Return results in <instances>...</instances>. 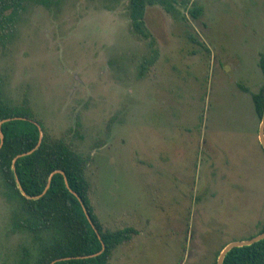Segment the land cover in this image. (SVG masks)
<instances>
[{
	"label": "rangeland",
	"instance_id": "rangeland-1",
	"mask_svg": "<svg viewBox=\"0 0 264 264\" xmlns=\"http://www.w3.org/2000/svg\"><path fill=\"white\" fill-rule=\"evenodd\" d=\"M177 6L185 18L147 7L158 56L145 70L153 50L129 0L28 1L0 43L3 94L88 160L103 227L138 231L109 264H217L223 245L264 222L251 95L264 80V0ZM4 189L0 173V264H27L33 237L14 226Z\"/></svg>",
	"mask_w": 264,
	"mask_h": 264
},
{
	"label": "trees",
	"instance_id": "trees-1",
	"mask_svg": "<svg viewBox=\"0 0 264 264\" xmlns=\"http://www.w3.org/2000/svg\"><path fill=\"white\" fill-rule=\"evenodd\" d=\"M28 1L51 6L58 0H0V43L3 44L13 34V25ZM178 1L129 0L133 29L150 39L153 50L152 55L144 60L143 70L153 64L158 56V49L154 47V39L146 24L147 7L160 4L177 19L185 18L177 6ZM183 3L187 4L188 1ZM189 12L198 17L203 7L194 3ZM258 64L264 77V51L259 55ZM251 95L261 119L264 114V80L259 90L251 92ZM19 116L34 119L43 127L44 135L38 147V125L29 119L13 118ZM7 118L13 119L5 120ZM1 132L4 134L3 141ZM87 163L88 160L63 138L49 135L26 103L15 104L8 99L0 85V173L5 185L3 195L12 205L14 226L33 237V249L25 250L24 261L27 264H109L117 246L129 241L138 232L134 226L116 230L103 227L90 201ZM61 170L67 176L68 185ZM69 187L83 198L101 238L88 220L80 200ZM262 231L264 222L258 233ZM102 240L106 245L103 252L80 258L101 251ZM55 259L59 260L53 262ZM224 264H264V239L232 248L226 254Z\"/></svg>",
	"mask_w": 264,
	"mask_h": 264
},
{
	"label": "water",
	"instance_id": "water-1",
	"mask_svg": "<svg viewBox=\"0 0 264 264\" xmlns=\"http://www.w3.org/2000/svg\"><path fill=\"white\" fill-rule=\"evenodd\" d=\"M13 118L29 119V118H27V117H23V116L13 117ZM13 118H7V119H5V120H10V119H13ZM29 120L33 121L36 125H38V127H39V129H40V139H39V143H38V145H37V147H38L39 144L41 143L42 138H43V135H44L43 127H42L41 124H40L39 122H37L36 120H34V119H29ZM1 138H2V141H3V138H4V134H3V132H1ZM259 140H260V143H261V145H262V147H263V149H264V114H263V116H262V118H261V122H260V126H259ZM35 148H36V147H35ZM30 152H31V151H29L28 153H30ZM23 154H25V153H23ZM61 172L64 173L62 170H61ZM64 175H65L66 183H67V185H68L67 176H66L65 173H64ZM18 184H19L20 189L22 190V186H21L19 180H18ZM69 189H70V191H71L72 193H74V194L77 196V198L80 200V202H81V204H82V206H83V209H84V211H85V214H86L88 220L90 221L92 227L95 229V231H96V233L98 234V236L101 238V234H100L98 228L96 227L95 222L93 221L92 217L90 216V214H89V212H88V209H87V207L85 206V203H84L83 198H82V197H81L76 191H74L72 188L69 187ZM261 239H264V231H262V232H260V233H258V234H256V235H254V236H252V237H250V238H247V239H241V240H233V241H230V242L227 243V244L224 246V248L220 251V254H219V256H218V260H217V264H224L225 256H226V254H227L232 248L237 247V246L250 245V244H253V243H255V242H257V241H259V240H261ZM102 243H103V247H102V250H101V251H99V252H97V253H94V254H91V255H82V256H80V258H86V257H89V256H96V255L100 254L101 252H103V251L105 250V248H106V245H105V243L103 242V240H102ZM60 259H61V258H60ZM57 260H59V259H55L53 262H56Z\"/></svg>",
	"mask_w": 264,
	"mask_h": 264
}]
</instances>
